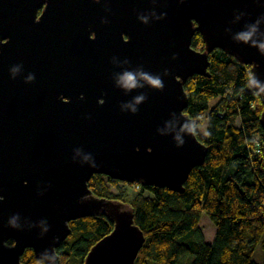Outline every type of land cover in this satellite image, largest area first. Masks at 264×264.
<instances>
[{"label":"water","instance_id":"water-1","mask_svg":"<svg viewBox=\"0 0 264 264\" xmlns=\"http://www.w3.org/2000/svg\"><path fill=\"white\" fill-rule=\"evenodd\" d=\"M197 32L202 50L191 46ZM252 40L264 42V0H0V264H24L26 250L58 264L69 223L101 215L113 229L83 264H134L145 243L134 210L88 182L184 193L208 153L184 85L209 77L221 50L250 67L264 104V51Z\"/></svg>","mask_w":264,"mask_h":264},{"label":"trees","instance_id":"trees-1","mask_svg":"<svg viewBox=\"0 0 264 264\" xmlns=\"http://www.w3.org/2000/svg\"><path fill=\"white\" fill-rule=\"evenodd\" d=\"M191 46L203 49L198 32ZM208 74L184 85L189 101L185 113L197 139L208 148L204 164L193 169L184 184V193L100 175L88 182L94 196L134 210L135 224L145 237L134 264H257L253 256L260 244L264 255V104L248 85L250 67L223 51L209 55ZM205 121L201 137L197 128ZM110 185L122 187L114 194ZM134 185L139 189L129 195ZM203 216L216 228L212 245L200 227ZM69 227L70 236L56 250L58 264H83L90 249L110 234L113 222L101 215L78 219ZM21 261L44 264L32 250H26Z\"/></svg>","mask_w":264,"mask_h":264},{"label":"rangeland","instance_id":"rangeland-1","mask_svg":"<svg viewBox=\"0 0 264 264\" xmlns=\"http://www.w3.org/2000/svg\"><path fill=\"white\" fill-rule=\"evenodd\" d=\"M206 121L204 122L203 125L199 126L197 128V132H198V135H200L201 137H205V128H206ZM237 125H239V122H237ZM110 189H111V192L116 194L117 193V188H121V187H115V185H110L109 186ZM125 189H127L125 187ZM132 190H134V192H132ZM128 189V194L129 195H134L136 191V189H133L132 188ZM146 196H149L148 193H146ZM200 227L203 231V235H204V238H205V241L208 243V242H211L213 240V238H215V234H216V228L215 226L210 222V220L206 217V216H203L201 221H200ZM262 242H264V236L262 238ZM261 242V243H262ZM253 260L257 263V264H263L264 262V255H263V252H262V249H261V244L258 246V248L256 249V252L253 256Z\"/></svg>","mask_w":264,"mask_h":264},{"label":"clouds","instance_id":"clouds-1","mask_svg":"<svg viewBox=\"0 0 264 264\" xmlns=\"http://www.w3.org/2000/svg\"><path fill=\"white\" fill-rule=\"evenodd\" d=\"M162 17H163V15H162ZM254 31H255V29H253L252 31H248V32H241L235 37V39L242 40L244 42H248L252 39V35H253ZM252 44L257 45V42L255 40H252ZM257 46L262 51H264V42L259 43ZM165 74H167V72H165ZM29 79H32V77H29ZM144 79L147 80L155 88H162L163 87L161 80L159 78L154 79V78H151V77L145 75ZM255 79H256L257 84L264 86V82L259 81L258 78H255ZM123 81H124L126 87L131 88L134 86V78L131 74H126L123 77ZM0 199H3V197H0ZM16 220H17V217L13 216V218L9 221V224L12 227L17 228L18 225L16 224ZM42 255H46L49 259H51V255L49 254V250H47V249L45 250V252Z\"/></svg>","mask_w":264,"mask_h":264},{"label":"built area","instance_id":"built-area-1","mask_svg":"<svg viewBox=\"0 0 264 264\" xmlns=\"http://www.w3.org/2000/svg\"><path fill=\"white\" fill-rule=\"evenodd\" d=\"M256 148H257V153H259L261 150H260V146H259V144L257 143L256 145ZM133 189H136V190H138L139 189V186L138 185H134L133 186Z\"/></svg>","mask_w":264,"mask_h":264},{"label":"crops","instance_id":"crops-1","mask_svg":"<svg viewBox=\"0 0 264 264\" xmlns=\"http://www.w3.org/2000/svg\"><path fill=\"white\" fill-rule=\"evenodd\" d=\"M213 241H214V238H213V240L211 242H208V244L212 245Z\"/></svg>","mask_w":264,"mask_h":264}]
</instances>
